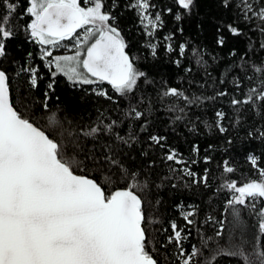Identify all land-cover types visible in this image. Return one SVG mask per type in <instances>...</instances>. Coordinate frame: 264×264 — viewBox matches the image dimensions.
I'll list each match as a JSON object with an SVG mask.
<instances>
[{
    "label": "snow or ice",
    "instance_id": "1",
    "mask_svg": "<svg viewBox=\"0 0 264 264\" xmlns=\"http://www.w3.org/2000/svg\"><path fill=\"white\" fill-rule=\"evenodd\" d=\"M195 3L196 0H171V6L160 8L156 0H127L123 4L120 0H83V6L81 0H0V61L8 57L12 42L23 34L25 42L39 46V59L53 78L47 85L49 90L55 91V77L63 75L75 87L107 83L128 104L116 119L106 121L100 113L96 122L68 130L60 109H49L52 97L45 91L41 107L46 124L41 126L17 105L10 89L12 78L8 70L0 67V264H167L170 258L172 264H194L196 257L204 255L203 250L208 249L213 238L201 237V247L193 245L190 252L186 251L183 242L191 230L185 232L175 220L170 222L171 234L164 241L157 242L152 236L150 225L160 221L150 218L146 211L151 206L146 199L148 173L143 168L127 166L125 162L131 157L125 149L138 144L140 134L146 135L149 146L165 149L168 137L149 131L150 108L137 93L143 83L154 82L137 66L139 58L130 55L118 23L123 10L134 11L145 36L155 38L164 27V14L179 22L191 15ZM219 3L232 10L233 16L231 22L217 24L215 45L223 48L229 34L244 36L248 41L247 50L238 58L240 62H234V67L244 72L242 77H233L234 92L244 86L242 80L247 86L239 98L233 94L230 103L264 112V60L254 61L250 55L257 48L264 52V0ZM21 20L26 21L22 26ZM177 30L183 32L182 27ZM173 35L164 36V41H171ZM65 41L72 42V54L54 55L55 49L68 48ZM147 47L155 57L158 43L150 41ZM165 50L181 58L190 51L197 64L206 63L202 50L187 42L176 47L168 42ZM229 55L236 57V50ZM32 56V52L27 53L26 60ZM174 63L179 67L182 60ZM19 67L17 75L27 73L31 88H36L39 68L26 64ZM186 71L191 72V68ZM93 91L109 101L113 99L102 88ZM229 95L227 91L216 93L218 97ZM165 98H175L185 106L200 99H190L177 87L160 90L157 99L163 102ZM167 110L184 112L179 103L169 104ZM215 115L219 131L226 132L220 125L225 113L217 111ZM175 119L181 120L182 116ZM132 121L139 122L138 127L134 128ZM257 137L264 138V130L257 129ZM192 152L198 155L199 145H193ZM163 159L181 165L183 175L192 178L193 183L208 184L207 169L199 179L191 169L190 164L197 163L195 159L189 162L173 148H167ZM247 159L260 179L243 183L226 179L220 187L232 193L225 211L231 208L234 218L240 217L237 206L256 212L258 234L247 246L243 241L235 244L229 239L225 250L217 243L215 249H209L212 254L205 264H215L221 253L240 258L242 264H264V167L258 163L261 157L255 154H249ZM210 161L211 157H204L205 163ZM154 164L150 161L148 167ZM222 167L226 174L236 171L228 160ZM257 204H261L258 210ZM195 215L191 208L181 212L185 226L196 223ZM220 223L216 237L224 235ZM169 245L174 248L170 250Z\"/></svg>",
    "mask_w": 264,
    "mask_h": 264
},
{
    "label": "trees",
    "instance_id": "2",
    "mask_svg": "<svg viewBox=\"0 0 264 264\" xmlns=\"http://www.w3.org/2000/svg\"><path fill=\"white\" fill-rule=\"evenodd\" d=\"M120 2L123 4L127 0ZM81 3L83 6V0ZM156 3L160 8L171 6V0H156ZM232 16L233 11L221 7L219 0H196L191 15L185 16L179 22L172 16L164 14V27L156 33L155 38L145 36L134 11L123 10L118 19L119 27L129 44L130 55L139 58L137 66L148 73V80L154 82L143 83L137 93L144 97L150 108L149 131L168 137L166 148L161 149L155 145L149 146L146 135L140 134L139 143L134 144L131 149H125L131 157L125 163L133 168H143L148 173L149 191L146 199L151 202V206L146 211L150 218L160 221L158 224L150 225L152 236L157 242L164 241L171 234L172 220H175L180 228H184L185 232L191 230L188 239L183 242L186 251L190 252L193 245L201 247V237L213 238L208 242V249L203 250L204 255L195 258L199 264H205V259L212 254L209 249H215L217 243L225 250L229 239L235 244H241L243 241L247 246L258 234L256 212L237 206L240 208V217L234 218L231 208L225 211L226 201L232 193L220 187L226 179L239 183L260 179L257 170L247 159L249 154L261 157L258 163L264 167V138L257 137V129L264 130V112L258 113L251 110V107H233L230 103L232 95L235 94L239 98L245 91L244 86H247V82L242 80L241 84L244 86L234 92L233 77L244 75V72L234 67V62H240L238 58L247 50L248 41L244 36L233 37L229 34L223 48L217 47L214 42L217 24L222 21L231 22ZM25 22L21 20L19 24L22 26ZM180 27L183 28V32L177 30ZM169 33H174L172 40L168 41L173 47L187 42L191 47L202 50L206 63L197 64L190 51L183 58L175 52H166L165 45L168 42L164 41L163 37ZM252 38L255 40L256 36ZM150 41L158 43L155 57L147 47ZM233 49L236 50V57L229 55ZM29 52H32L33 56L26 60ZM61 53H66V50H54V55ZM250 55L254 61L264 60V52L258 48L255 54ZM214 57L216 59H213ZM177 59L182 60L179 67L174 63ZM21 64L39 68L36 88H31L27 73L20 72L17 75ZM0 67L8 70L12 78L10 89L17 105L30 116H34L41 126L46 124L44 119L46 114L41 107L45 91L52 97L49 109H60L59 115L65 120L64 128L68 130H79L96 122L100 113H103L106 121L116 119L128 107L127 101L119 97L107 83L100 86L75 87L63 75H57L55 91L49 90L47 85L53 78L44 62L39 59V46L25 42L23 34L12 42L9 55L0 61ZM188 68H191V72L186 71ZM98 87L107 91L113 97L112 101L95 95L93 89ZM165 87H177L190 99L195 100L197 97L200 99L187 106L175 98H165L161 102L157 99V94ZM219 91H227L230 95L218 97L216 93ZM57 96L60 97L59 101L56 100ZM214 96L215 99H209ZM173 103H179L184 112L168 111L169 104ZM217 111L225 113L220 125L227 129L226 132L221 133L217 127L215 115ZM177 115H181L182 119L176 120ZM132 124L135 128L139 122L132 121ZM250 132L252 136H249ZM193 145H199L198 155L192 152ZM167 148L177 150L189 162L193 159L197 161L190 164L191 169L197 173V179L207 169L208 184L193 183L192 178L183 175L181 165L165 161L163 156ZM142 152H147L148 155L143 156ZM205 156L211 157L209 163L204 162ZM224 160H228L236 169L234 173L223 172ZM150 161H155L154 166L148 167ZM173 184L176 187H172ZM177 205L183 207L179 208ZM260 206L261 204H257V210ZM190 208L196 212V223L185 226L181 212ZM220 222L223 223L224 235L216 237V232L221 227ZM163 229H168V232H164ZM261 239L264 242V237ZM156 246L159 248V243ZM173 248V245H169L170 250ZM167 264H172L171 258ZM215 264H242V261L238 257L221 253L217 256Z\"/></svg>",
    "mask_w": 264,
    "mask_h": 264
},
{
    "label": "rangeland",
    "instance_id": "3",
    "mask_svg": "<svg viewBox=\"0 0 264 264\" xmlns=\"http://www.w3.org/2000/svg\"><path fill=\"white\" fill-rule=\"evenodd\" d=\"M66 45H68V48H59V49H64V50H66V53H61V54H58V55H65V54H68V55H70V54H72V52L71 51H69V49L71 48V45H72V42H70V41H65L64 42ZM55 50H58V49H55Z\"/></svg>",
    "mask_w": 264,
    "mask_h": 264
}]
</instances>
